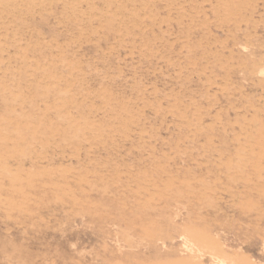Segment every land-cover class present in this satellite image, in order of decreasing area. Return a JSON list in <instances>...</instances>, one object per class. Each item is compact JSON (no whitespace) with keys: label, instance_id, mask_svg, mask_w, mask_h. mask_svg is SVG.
<instances>
[{"label":"rangeland","instance_id":"rangeland-1","mask_svg":"<svg viewBox=\"0 0 264 264\" xmlns=\"http://www.w3.org/2000/svg\"><path fill=\"white\" fill-rule=\"evenodd\" d=\"M0 264H264V0H0Z\"/></svg>","mask_w":264,"mask_h":264}]
</instances>
